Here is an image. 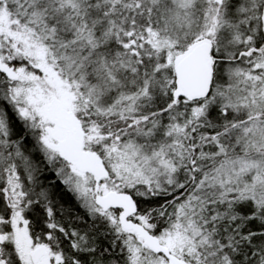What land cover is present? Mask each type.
Here are the masks:
<instances>
[{
    "label": "snow or ice",
    "instance_id": "1",
    "mask_svg": "<svg viewBox=\"0 0 264 264\" xmlns=\"http://www.w3.org/2000/svg\"><path fill=\"white\" fill-rule=\"evenodd\" d=\"M0 264H264V0H0Z\"/></svg>",
    "mask_w": 264,
    "mask_h": 264
}]
</instances>
